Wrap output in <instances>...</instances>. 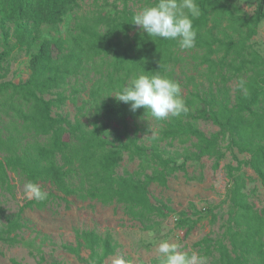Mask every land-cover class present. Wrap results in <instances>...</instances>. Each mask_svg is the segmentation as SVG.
Here are the masks:
<instances>
[{"label":"trees","instance_id":"1","mask_svg":"<svg viewBox=\"0 0 264 264\" xmlns=\"http://www.w3.org/2000/svg\"><path fill=\"white\" fill-rule=\"evenodd\" d=\"M82 1L0 0L3 18L25 22L16 38L27 45L28 52L32 49L28 21L34 16L53 24L72 16L76 21L66 36L38 42L37 51L30 53L32 74L19 83L5 79L11 49L5 36L0 39V186L11 192L14 184L10 173H15L25 182L39 183L49 194L43 202L28 200L13 216L6 214L0 202V242L9 246L33 243L20 236L28 226L24 211L45 209L61 201L69 206L70 197L122 206L142 229L152 230L176 211L166 201L152 200L151 184L167 186L173 174L187 173L190 160L214 159L213 168L217 170L230 152L237 164L226 165L230 187L224 231L218 238L205 236L193 246L202 252L206 264H264V206L259 210L248 199L245 188L252 178L244 170L251 168L264 188V56L252 42L264 19V0L252 15L243 13L230 0H196L201 15L193 20L197 32L193 49L204 52L194 54L193 59L198 61L196 67H203L199 73L204 80L188 77L195 81V87L183 96L187 113L155 120L156 131L148 123L150 113L145 114L143 108L133 113L129 104L111 95L122 90L134 73L144 70L179 82L171 70L182 60L178 43L151 38L132 20L137 11L129 8L128 1L144 2L145 6L155 0H124L123 9L116 2H106L113 8L95 10L93 16L74 17ZM90 70L100 76L91 78ZM79 76L82 85L89 80L92 83L89 98L81 106L85 110L89 103V109H95L88 123L79 117L73 121L68 115H53L54 107L61 108L69 99L66 89L72 78ZM233 80L237 81L234 88L230 85ZM241 80L246 82V94L239 87ZM77 91L75 88L74 95ZM45 95L56 97L47 99ZM201 120L218 129L207 134L197 126ZM114 122L118 126L114 127ZM149 127L158 138L148 136V144L141 134L151 133ZM165 142L190 144L185 146L182 163L174 156L165 157ZM125 154L145 164L120 173ZM238 154L245 158L240 159ZM199 221L182 211L177 226L189 233ZM76 238V244L62 246L82 263L105 264L116 253L117 243L111 234L78 229ZM83 250L89 252L87 256L82 255ZM43 261L41 255L36 264Z\"/></svg>","mask_w":264,"mask_h":264},{"label":"rangeland","instance_id":"2","mask_svg":"<svg viewBox=\"0 0 264 264\" xmlns=\"http://www.w3.org/2000/svg\"><path fill=\"white\" fill-rule=\"evenodd\" d=\"M232 4L239 7L243 13L252 15L261 0H230ZM106 2H116L119 9L124 8V0H83L81 8L73 15H92L98 9L113 8L112 5H106ZM106 5V8L104 6ZM129 8L138 11L144 6V2L128 1ZM5 18V19H4ZM0 15V24L4 25V29L0 30V39L5 36L10 42L11 55L6 62L9 67L6 80H13L19 83L27 80L32 74L30 69L31 52L37 51V44L42 38L57 37L67 35L70 28L74 27L75 20L68 17L63 23L53 24L42 22L38 15L28 21L29 35L32 49L28 52L27 45L18 42L16 36L19 28L24 26V21H9L6 17ZM254 47L264 56V19L258 27V33L252 38ZM180 49V48H179ZM203 53V50L191 48L187 50L180 49L179 53L182 60L176 66H172V77L179 80L182 88V96L186 97L190 91L194 90V82L204 80L200 77V71L203 67L195 66L193 55ZM100 62L97 61L96 65ZM198 65V64H197ZM91 78H98L100 74L90 70ZM195 77L189 80L188 77ZM82 76L72 78L67 86L66 94L69 99L61 107H54L53 115L64 114L75 121L80 118L83 122L88 123L93 119L95 109H89V103L85 110L81 109L85 99L89 98L88 88L91 81H87L85 86L82 85ZM208 84V83H206ZM237 84L233 80L230 85L234 88ZM78 89L77 95L73 92ZM47 99L55 98L56 95H45ZM76 99L74 101L73 99ZM148 123L151 129L156 131L158 125L153 117H149ZM140 124L146 123V120H139ZM116 127L117 122L113 123ZM197 126L207 134L218 129L216 125L209 121H199ZM90 127L92 125L90 124ZM151 133H143L142 141L149 144L147 137ZM185 146L179 142L169 145L166 142L162 144L167 153L165 157L174 156L178 163L184 161L183 154ZM236 153H238L236 151ZM240 159L245 155L238 154ZM2 157L0 156V159ZM236 165L233 155L228 152L225 159L221 161L220 168H213L214 159L204 158L202 161H188L187 173L178 171L168 179L167 186H161L152 183L150 186V194L152 200H163L168 202L176 212H172L165 218L158 227L152 230H144L139 222L130 219L124 213L122 206L116 204L104 205L96 200L82 201L75 197L69 206L61 201L59 203L50 204L45 209L27 208L23 215L28 222V226L20 231V236L25 240H33V243H21L15 246H9L0 242V264H14L16 260L20 264H36L41 255L45 257L42 264L62 263V264H85L78 258L64 249V243L76 244V231L78 229L96 230L101 234H111L113 240L117 243L116 253L109 256L105 260V264H113V260L123 257L130 264H154L157 260V245L161 240L168 239L170 242H176L181 246L182 251L195 252L201 255L202 252L194 247L193 244L205 236L218 238L222 235L223 224L228 218L229 201L227 199L228 189L230 187L229 178L227 176V164ZM145 162L141 159H130L125 154L118 168L120 173L125 169L130 171L138 170ZM247 176L251 177L245 188L248 199L255 207L261 210L264 206V188L259 180H257L251 168H244ZM150 172L151 169H148ZM13 180L14 188L11 192L6 191L0 186V202L6 214L13 216L18 209L24 205L28 199L24 196L23 186L25 181L21 176L10 173ZM182 211H187V216L193 219L200 218L196 227L187 232V229H181L177 226V218ZM199 211V213H197ZM88 251L83 250L82 255L87 256Z\"/></svg>","mask_w":264,"mask_h":264},{"label":"clouds","instance_id":"3","mask_svg":"<svg viewBox=\"0 0 264 264\" xmlns=\"http://www.w3.org/2000/svg\"><path fill=\"white\" fill-rule=\"evenodd\" d=\"M200 15L201 8L196 0H155L139 9L132 20L149 37L176 41L180 49L187 50L195 47L197 32L193 20ZM239 87L247 93L245 81L241 80ZM111 95L117 101L129 104L133 113L143 108L145 114L150 113L157 121L180 117L188 111L178 81L159 73L149 74L145 70L134 73L122 90ZM150 132V138L156 140L157 134L151 129ZM23 191L26 199L37 202L47 200L49 195L39 183L32 180L25 182ZM157 253L158 264H206L205 258L195 252L189 254L182 251L178 243L168 239L158 243ZM113 264L130 262L118 257L113 260Z\"/></svg>","mask_w":264,"mask_h":264}]
</instances>
